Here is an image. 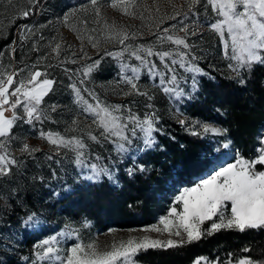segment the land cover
I'll use <instances>...</instances> for the list:
<instances>
[{
	"label": "snow or ice",
	"instance_id": "6c2138e0",
	"mask_svg": "<svg viewBox=\"0 0 264 264\" xmlns=\"http://www.w3.org/2000/svg\"><path fill=\"white\" fill-rule=\"evenodd\" d=\"M28 4L39 6V0H28ZM106 6L123 15L139 19L142 26L148 29V35H155L156 39L151 46L129 43L143 33L130 31L127 26H118L115 21L110 22L102 11L105 7L103 0H88L85 5L70 9L64 13L60 22L81 41V60H92L86 51L85 41L96 49L98 55L102 44L119 46L114 51L105 48L99 59L84 64L82 69L78 70L82 73L80 85L91 78L105 57H111L117 61L119 67L118 79L113 89H118L116 94L146 97L149 101L146 107L154 108L151 103L153 96L149 95L147 90H141L139 86L141 76L146 70L150 79L155 81L158 78V83H154L153 87L165 95L177 99L187 95L179 86L180 80L184 78L179 76L175 66L178 65L184 72L193 74V89L197 85L196 76L207 75L195 63L200 57L192 54L193 46L186 39L200 31L199 20H193L191 24L186 22L189 16L198 15V6H202L205 13L210 7L214 14V22L209 20L207 24L223 45L224 58L229 61V79L244 85L246 79L243 73L250 74L256 65H264V0H182L179 4L176 0H152L151 4L146 0L142 4L138 0H110ZM168 9H171L170 13ZM32 12L33 8L29 7L18 15L28 17ZM81 12L93 18L90 21L82 19L78 15ZM178 17L182 19L177 20ZM73 18H76L82 27L70 24L69 21ZM166 20L176 23L161 28ZM89 23L93 25L92 28L88 27ZM178 32L184 35H179ZM32 35H35V32L27 26L20 31L21 40H27ZM40 39L43 40L44 37L41 36ZM62 40V37L60 41L53 37L46 46L50 48L51 54H54V59H59L61 52L65 50ZM165 44L175 47H169L167 51L156 50V45ZM68 48H71V45H68ZM32 51H39L37 43H33ZM125 54L128 55V60L134 58L138 63L125 61ZM3 55L4 53L0 52V57ZM48 55L39 57L36 64L26 65L21 69L0 63V181L7 183L18 175L23 176L28 163L36 160V154L41 152V148L31 145L27 137L14 134V129L22 125L35 129L37 125L51 121L52 113L58 111L59 106L55 104L44 107L45 97L53 91L55 80L47 78V71L38 70V65L43 63ZM76 55L77 53H72V56ZM153 56L159 59L162 67H158L150 59ZM67 60L77 63V60L71 57H67ZM67 71L69 70L65 69V72ZM120 85L124 87L121 88ZM68 87L72 90L73 103L80 109V113L72 119L63 133L43 129L38 132V138L50 148V152L45 154V159L53 161L54 156L67 158L68 154L72 153L74 159L71 162L80 170L83 179L96 183L107 177L112 183H117L107 166L101 167L99 163L89 161V144L86 141L111 142L114 151L124 155L129 151L126 145L132 144L128 133L137 138L139 130L142 135L138 138H142L145 148H150L153 145V132L158 131L155 127L158 120L156 113L146 112L141 118L127 105L106 104L94 90L86 87L82 89L75 82ZM82 92H86L93 102L85 99ZM80 114H87L91 123L81 127ZM178 123L184 125L186 121L179 119ZM198 126L201 131H193V135H223L227 132V129L208 124ZM258 138L262 146L257 149L258 155L254 159H246L237 152L233 163L213 171L194 186L183 188L166 215L159 217L156 224L139 230L145 233L144 235H133L131 233L136 230H129L126 238L117 239L114 236L116 230L110 228L106 235H113V239L101 248L95 240L85 243L80 239L81 228L90 226V221L84 220L80 228L66 224L60 232L38 241L33 245L31 257L22 259L30 260V264H135V257L149 249L168 250L182 247L222 230L245 232L250 229H264V170H257V165H264V135ZM14 143L17 145L15 152ZM221 147L227 149L230 144L224 143ZM95 159L99 161L100 157ZM55 163L60 164L61 160L56 159ZM39 166L37 161V167ZM139 170H144L143 165L139 166ZM134 171V168H130L128 174L132 175ZM52 177H56L55 171L52 172ZM30 179L35 183L37 180L43 182L44 178L33 175ZM18 190L17 187L0 193V200L4 201L0 208L10 207L8 198ZM206 222H209L208 227H205ZM40 223L35 213L29 214L27 219L23 220V226L28 228H37ZM150 233L157 235L153 237ZM73 238L75 243L63 246L67 240ZM243 251L248 252L249 249L245 248ZM231 257L230 253L224 264H233ZM193 264H219V261H210L201 256L196 258ZM236 264H264V261L245 256L238 259Z\"/></svg>",
	"mask_w": 264,
	"mask_h": 264
},
{
	"label": "rangeland",
	"instance_id": "374dc122",
	"mask_svg": "<svg viewBox=\"0 0 264 264\" xmlns=\"http://www.w3.org/2000/svg\"><path fill=\"white\" fill-rule=\"evenodd\" d=\"M109 2L110 0H103L105 7L102 11L110 22L115 21L118 26H127L130 31H139L143 33V35L137 36L135 40H130L129 43L133 45H153L156 39L155 35H148V29L142 26V22L139 19L123 15L121 12L107 7L106 5ZM138 2L142 4L145 0H138ZM146 2L151 4L152 0H146ZM176 2L179 4L182 3V0H176ZM87 3L88 0H43L31 19L29 17L31 15H29L27 21L19 23L21 19L27 18L19 16V12L29 7L33 8L34 5H29L28 0H0V43L4 42V40L11 36L10 41L4 43V45L0 47V52L4 53L3 57H0V63H3L4 65L11 64L13 68L21 69L25 68L26 65L31 66L36 64L39 57L49 54L48 58L38 65V70L42 72L47 71V78L55 80L53 91L45 97L44 107L53 104L59 106L58 111L52 113L51 121H46L42 125H37L35 129H31L29 125H22L14 129V134H18L21 137H27L28 142L31 145L39 146L41 148V152L36 154V160L28 163L27 170L23 176L18 175L14 177L11 182L7 183L0 181V193L10 191L12 188H19L14 195L9 196L8 198L7 203L10 207L6 209L0 208V264H10L11 260L16 261L17 264H30V260L25 261L22 257H31L33 245L35 243L60 232L64 229L66 224L80 228V225L84 220L90 221V226L88 228H81L80 239L85 243L95 240L101 248H103L105 244L110 243L113 239V235H106L110 228L116 230L114 236L117 239L121 237L126 238L129 235V230H136L131 233L133 235H144L145 233L139 230L156 224L159 217L166 215L169 208L173 206V201L176 196L183 188L194 186L196 183H199L200 180L206 179L213 171L219 170L220 167H224L226 164L235 161L237 150L232 142L227 139L225 133L223 135H215L212 133L203 135V137H206V139L212 142L213 152L217 156L223 157L218 159L208 170L202 173L200 177L195 178L191 184L177 187L175 193H170L167 197V201L163 203L162 210L159 211L155 219L145 225L119 227L108 222L105 225L97 224L88 218L86 213H72L80 209L79 206H73L66 211L58 207L59 200L72 193L76 195L79 190H89L90 187L93 185L96 187L101 182L118 185L119 167L123 171H128L130 168L135 169V166L139 167L137 159L144 151L154 148L157 145L156 134L164 132V127L162 125L164 121L178 123L179 119H183L186 123L184 125H181L180 123L178 124L191 133L193 131L200 132L201 129L198 125L201 124H208L223 129L215 122L190 116L183 113L180 109L181 103L194 99L199 87V79L202 76L209 77L222 75L228 78L230 75V70L227 67L229 61L224 58L223 45L218 36L208 28L207 21L212 20V22H214V14L210 7L207 13H205L203 7L198 6V15L189 16L186 21L189 24H191L193 20H199L200 22V31L197 32L195 36L189 35L186 39L187 42L193 46L192 54L200 57L195 63L203 69L207 75H197V85L196 88L193 89V74L184 72L183 69H180L179 66L176 65L175 67L179 76L184 78L180 80L179 86L182 87L187 94L177 99L170 98L162 91L154 88L153 84L158 83V78L153 81L147 76L145 70L139 81V86L141 90H147L149 95L153 96L151 103L154 105V108H147L146 104L149 103V101L146 97H126L116 94L118 89H116V91L113 90L115 88V82L118 79L117 74L119 72V67L117 61L111 57H105L99 68L92 73L91 78L85 81L83 85H80L79 81L82 79V73L78 70L82 69L84 64L99 59L100 55H103L105 48H107L108 51H114L119 47L118 45L114 47L110 44H102L100 54L98 55L96 49H93L85 41L86 51L88 52V55L92 57V60L80 59L79 49L81 41L78 40L76 34L69 28L65 27L60 20L64 13L68 12L70 9L79 8L81 5ZM168 11L170 13L171 9H168ZM78 15L80 18L89 21L93 18L91 15H85L83 12ZM145 15H147V13H145ZM179 19H182V17L177 18V20ZM69 23L82 27L79 25L76 18L71 19ZM173 23H176V21L166 20L161 25V28L169 27V25ZM41 25L47 26L41 28ZM25 26L33 29L35 35H32L27 40H21L20 31L25 29ZM88 27L92 28L93 25L89 23ZM178 34L184 35L179 32ZM41 36L44 37L43 40L40 39ZM53 37H56L57 41H60L62 37V42L65 45V50L61 52L59 59H54V54H51L50 48L46 47ZM33 43L38 44L39 51H32ZM68 45H71V48H68ZM169 47L175 46L168 44L163 46L156 45V50L167 51L169 50ZM12 49H14V51H12ZM73 52L77 53V55L72 56ZM67 57L76 59L77 63L68 62ZM150 59H152L158 67H162L157 57L153 56ZM124 60L133 64L138 63L134 58L128 60L127 54H125ZM60 61H63V63L61 64ZM48 65H53V67H47ZM65 69H68L69 71L65 72ZM69 77H71V79ZM73 82L77 83V86L82 89L86 87L90 90H94L99 99L106 104L127 105L141 118H143L146 112L153 111L158 117L155 125L158 131L153 132V145L150 148H145L142 138H138L142 135L139 130H137V138L131 137V133H128L132 139V144L130 146L126 145V147L129 148V151L124 155L117 154L114 151V145L111 142L102 141L101 143H94L86 141L89 144L87 149L89 161L97 162L101 167L107 166L115 176L117 183H112L107 177H103L100 182L96 183L83 179L80 170L71 162L74 159V154L72 153H69L67 158L54 156L53 161L45 159V154L50 152V148L46 142H42L38 138V132L43 129L44 131L51 130L63 133L64 129L71 123L72 119L80 113V109L73 103L74 96L72 90L68 87V85ZM120 87L123 88L124 86L120 85ZM82 95H84L85 99H88L90 103L93 102L86 92H82ZM9 114L10 113H6V115ZM79 120L82 122L81 127L86 123H91V118L88 117L87 114H80ZM52 121H56V123H53ZM261 135H264V130L260 132L258 137ZM224 143H229L230 147L227 149L222 148L221 145ZM16 147L17 145L14 143V152ZM217 149H219V151H217ZM97 156L100 157L99 161H96L95 159ZM56 159H60L61 163H55ZM37 161L39 162V167H37ZM257 170H264V165H257ZM53 171L56 172L55 178L52 177ZM85 174L87 173L85 172ZM33 175L43 176V182L37 180L33 183L30 179ZM3 203L4 201L0 200V205H3ZM228 207L230 211V205ZM31 213H35L41 222L37 228L23 226V220L27 219L28 215ZM208 224L209 222H206L205 227H208ZM32 234H36L37 236L29 246L25 243V239ZM150 235L155 237L157 234L150 233ZM6 237H10V239H6ZM72 243H75L74 238L67 240L63 246L67 247ZM208 259L210 261H216L210 258ZM193 262L191 264H193ZM135 264L144 263L135 260ZM219 264L224 263L219 262ZM233 264H236V262H233Z\"/></svg>",
	"mask_w": 264,
	"mask_h": 264
},
{
	"label": "trees",
	"instance_id": "16d2710c",
	"mask_svg": "<svg viewBox=\"0 0 264 264\" xmlns=\"http://www.w3.org/2000/svg\"><path fill=\"white\" fill-rule=\"evenodd\" d=\"M42 1L39 0V5ZM38 7H33L30 19ZM10 39L11 36L1 42L0 47ZM243 76L244 85L222 75L202 76L194 99L181 103L180 109L227 129L225 136L237 152L253 159L262 146L258 136L264 130V65H256L250 74L245 72ZM162 125L164 132L156 134L157 145L137 159L143 171L135 166L129 175L119 167L118 185L101 182L89 190H79L76 195L72 193L59 200L58 207L66 211L79 206L76 212H70L86 213L93 222L102 225L108 222L133 227L152 222L170 193L191 184L223 157L213 152L212 142L203 135H193L176 122L164 121ZM36 236H28L25 243L30 246ZM245 248L249 251L244 252ZM230 253L233 262L245 256L264 261V229L222 230L182 247L149 249L139 253L135 260L144 264H191L197 257L206 256L224 263ZM10 264L17 262L11 260Z\"/></svg>",
	"mask_w": 264,
	"mask_h": 264
}]
</instances>
